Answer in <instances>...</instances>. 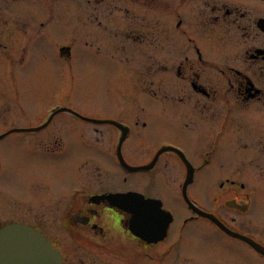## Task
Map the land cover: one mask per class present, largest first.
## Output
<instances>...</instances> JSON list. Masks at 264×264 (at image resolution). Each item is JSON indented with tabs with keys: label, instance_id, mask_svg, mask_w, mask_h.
<instances>
[{
	"label": "flooded vegetation",
	"instance_id": "flooded-vegetation-1",
	"mask_svg": "<svg viewBox=\"0 0 264 264\" xmlns=\"http://www.w3.org/2000/svg\"><path fill=\"white\" fill-rule=\"evenodd\" d=\"M53 19L100 32L97 55L59 56L97 65L104 102L31 116L16 188L0 151V228L31 227L61 264H264V0H0L2 63ZM122 192L158 200L165 231H133L108 199Z\"/></svg>",
	"mask_w": 264,
	"mask_h": 264
},
{
	"label": "rangeland",
	"instance_id": "rangeland-1",
	"mask_svg": "<svg viewBox=\"0 0 264 264\" xmlns=\"http://www.w3.org/2000/svg\"><path fill=\"white\" fill-rule=\"evenodd\" d=\"M99 33L86 29L66 31L65 27L57 25L53 19L43 31L37 25L29 26L23 43L9 46L8 58L3 63L0 59V71L3 65L5 73L0 75V134L11 126H27V120L31 116L37 118L46 114V109L58 102L75 103L84 112L98 111L104 102L103 75L100 69L96 64L93 68H85L81 64L70 68L61 66L59 50L61 47L71 46L73 61L97 55L95 50L103 39ZM83 39L89 40L93 44L92 48ZM101 49L108 54L112 53L110 47L102 46ZM2 88H7V96L16 98L17 103L13 100L12 104H6L7 96L3 94ZM18 104L24 108V116L21 115ZM167 133L160 131L159 135ZM25 135L28 134L14 133L0 140V151L6 157L7 168L16 175L11 180L15 188L20 185V176L25 173L21 162V143ZM167 207L176 215L186 213L182 202L169 199Z\"/></svg>",
	"mask_w": 264,
	"mask_h": 264
},
{
	"label": "water",
	"instance_id": "water-1",
	"mask_svg": "<svg viewBox=\"0 0 264 264\" xmlns=\"http://www.w3.org/2000/svg\"><path fill=\"white\" fill-rule=\"evenodd\" d=\"M76 116L90 120L80 116L78 113ZM27 131L29 130L12 129L1 134L0 138L13 132ZM135 198V196L131 197L129 195L116 196V198L113 197L112 203L132 213L138 223H140L139 219L143 211L133 205L132 202ZM152 213L163 215V212H160L156 205L152 208ZM160 230L164 229L161 227ZM0 264H60V262L51 247L33 230L20 225H10L0 230Z\"/></svg>",
	"mask_w": 264,
	"mask_h": 264
}]
</instances>
